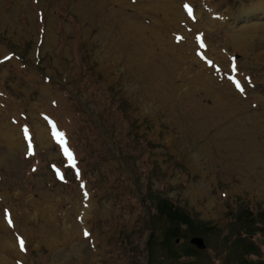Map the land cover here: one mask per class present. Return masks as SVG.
Masks as SVG:
<instances>
[{"label": "rangeland", "instance_id": "374dc122", "mask_svg": "<svg viewBox=\"0 0 264 264\" xmlns=\"http://www.w3.org/2000/svg\"><path fill=\"white\" fill-rule=\"evenodd\" d=\"M260 3L0 0V264H149L150 194L218 224L203 263L231 262L226 215L264 210Z\"/></svg>", "mask_w": 264, "mask_h": 264}, {"label": "trees", "instance_id": "16d2710c", "mask_svg": "<svg viewBox=\"0 0 264 264\" xmlns=\"http://www.w3.org/2000/svg\"><path fill=\"white\" fill-rule=\"evenodd\" d=\"M145 201L149 202V223L153 227L147 245L149 264H204V251L191 246L190 240L217 235L221 231L218 224L201 222L172 201L154 194L148 195L143 203ZM226 217L235 224L231 233L235 237L233 259L227 264H264L260 250L264 247V210L255 212L242 208L232 210ZM252 256L258 261L249 259Z\"/></svg>", "mask_w": 264, "mask_h": 264}, {"label": "bare ground", "instance_id": "6f19581e", "mask_svg": "<svg viewBox=\"0 0 264 264\" xmlns=\"http://www.w3.org/2000/svg\"><path fill=\"white\" fill-rule=\"evenodd\" d=\"M258 12H264V6L261 3L258 5L256 4V5H251V6L247 7L245 10H243L241 12L240 15H244L245 17H249L250 15H253V14L258 13ZM129 28H130L131 33L133 34V35H131L130 40L131 41H132V39L135 40L134 43L137 44L136 48L132 52L129 53V59H131V60L134 59V61H136V62L139 61L138 63H142V60H145V59H147V61H149L148 60L149 59V49H148V45L146 42L147 39L143 36V32H144L143 27L140 25L138 26L137 23L133 24V22L129 21L128 29ZM241 46H243V45H241ZM150 66H151V64H150ZM199 84H204V83H199Z\"/></svg>", "mask_w": 264, "mask_h": 264}, {"label": "snow or ice", "instance_id": "6c2138e0", "mask_svg": "<svg viewBox=\"0 0 264 264\" xmlns=\"http://www.w3.org/2000/svg\"><path fill=\"white\" fill-rule=\"evenodd\" d=\"M185 7L187 8L189 14L191 15V11H192L191 8H189L187 5H185ZM202 46H203V45H202ZM209 63H211V62L209 61ZM234 83L236 84V87H237L238 89H240V91H243V88L241 87L239 81H234ZM23 131H24V133H25V136L27 137V136H28V129L25 127V128L23 129ZM52 131H53V135H54V137L57 138L58 142H60L61 144H64L65 141L63 140V134H62V133H59L58 131H56V129H55V125H54V124L52 125ZM30 147H31V145H30ZM63 150H64L65 154L68 156L69 160H72L73 157H72L71 152L68 150V148H67V147H64ZM5 215H6V218L8 219V223H9V225H11V224H12V221H11V219L8 217L7 211L5 212ZM88 235H89V233L85 230V232H84V236L87 237ZM17 239H18V243H19V246H20L21 251H25L26 249H25V247H24V245H25L24 240H23L22 238H20V237H17Z\"/></svg>", "mask_w": 264, "mask_h": 264}, {"label": "water", "instance_id": "95a60500", "mask_svg": "<svg viewBox=\"0 0 264 264\" xmlns=\"http://www.w3.org/2000/svg\"><path fill=\"white\" fill-rule=\"evenodd\" d=\"M190 245L195 247L198 251H205L207 248L203 238H192L190 240Z\"/></svg>", "mask_w": 264, "mask_h": 264}]
</instances>
